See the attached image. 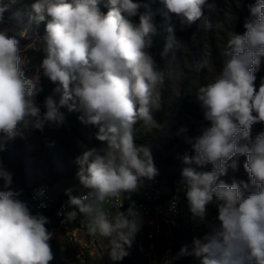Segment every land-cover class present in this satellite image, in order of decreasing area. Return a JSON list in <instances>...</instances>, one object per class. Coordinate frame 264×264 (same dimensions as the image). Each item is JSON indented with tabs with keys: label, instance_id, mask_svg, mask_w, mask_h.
<instances>
[{
	"label": "clouds",
	"instance_id": "clouds-1",
	"mask_svg": "<svg viewBox=\"0 0 264 264\" xmlns=\"http://www.w3.org/2000/svg\"><path fill=\"white\" fill-rule=\"evenodd\" d=\"M15 3V0H10ZM102 0H34L29 18L37 25L45 22L39 43L46 53L43 75L58 83L57 102L53 95L43 100L39 77L29 78L23 70L27 58L20 41L6 27L5 13L10 4L0 0V152L9 141L21 137L20 125L43 131L46 123L58 126L66 121L60 108L80 112L79 120L96 129L94 138L100 147H84L74 163L78 166V189L68 188L64 208L58 212L65 222L76 221L88 235L107 241L109 260L123 261L130 255L143 219L132 201L126 212L120 211V199H130L158 175L151 153L152 145L137 144L135 126L143 122L148 130L159 129L155 113L162 109L161 89L165 72L160 69L150 49L156 33L153 14L141 13L138 0H108L109 10H101ZM166 19L174 15L180 30L200 21L204 31L221 28L205 16V9L216 11L208 0H162ZM243 34L227 33L223 49L222 70L215 79L196 91L205 121L200 134L186 137L194 155H185L182 182L190 220L199 227L201 236L193 237L192 247L182 245L163 264H175L193 256L199 264H264V131L255 138L252 126L264 124V79L257 90L256 71L264 58V0L249 5ZM139 16L136 22L133 18ZM165 54L180 49L171 26ZM26 35V33H21ZM200 71L205 64L194 60L185 65ZM187 132L181 127L177 135ZM249 182L220 179L229 169H237L238 157ZM210 171H197L192 165ZM13 173L0 161V264H50L54 259L50 241L54 232L46 225L50 220L33 214L21 191L11 190ZM76 192L77 194H73ZM39 208L47 205L44 188L36 190ZM115 199L118 210L110 218L105 205ZM215 205L218 215L208 220V206ZM171 210L176 203L172 202Z\"/></svg>",
	"mask_w": 264,
	"mask_h": 264
},
{
	"label": "rangeland",
	"instance_id": "rangeland-1",
	"mask_svg": "<svg viewBox=\"0 0 264 264\" xmlns=\"http://www.w3.org/2000/svg\"><path fill=\"white\" fill-rule=\"evenodd\" d=\"M32 2L34 0H15V3L5 0V3L10 4L6 12L7 24L5 26L11 30L10 34L20 41L22 49L31 44V48L22 52V55L27 58L23 70L29 78L39 77L38 86L42 88V91L37 95L36 100L41 105V112H43L45 111L43 108L44 98L53 95L58 102L61 94L54 91L58 87V83L51 82L43 75L41 65L46 53L39 43V38L44 35L45 22L37 25L30 20L29 13ZM100 7L101 10H109L108 0H102ZM154 7H157L156 4H154ZM172 17L175 16L172 15ZM175 21L177 23L171 25V27L174 29L176 38L180 40L182 31L178 28V21L176 19ZM156 26H158V22ZM21 33H26V35L22 36ZM209 36L208 31L202 30L200 34L201 42L205 44ZM190 57L185 55L187 64L194 61L189 59ZM199 74L200 71L195 69L189 71L188 68H186V74L179 73L176 70L171 71L169 76L174 81V84H172L174 87L173 93L178 94L182 84L187 81H194ZM260 83L261 81L256 86L257 89ZM60 111L66 117L63 125L46 123L43 131H40L32 127L34 119L30 118L27 127H24L23 124L20 125L23 138L17 137L9 141L6 150L0 152V161L14 174L11 190H22L20 199L28 203L31 211L34 209L29 198L30 192L24 193V188L21 187L24 185L31 187V184L35 181L49 178L51 174L57 172L77 173L78 166L74 163V160L82 153L84 147L101 146L100 142L94 138L96 129L82 124L79 120L80 112L69 113L66 108H60ZM207 126H210V124L204 120L199 103L182 108L162 130L154 133L153 136L149 134L148 127L143 122H138L135 126L136 143L152 145L151 153L158 169V175L153 179L182 180V169L188 166L183 163V157L194 155L191 145L186 142V137L199 135L200 130ZM181 127H186L187 132L177 135ZM262 131H264V124L256 123L252 126L251 135L255 138ZM245 160L246 157L244 156L238 157L237 169H229L228 174L220 179L229 184L233 180L249 182L248 174L243 168ZM192 167H195L197 171H210L212 166L207 165L200 168L193 164ZM167 183L166 185L171 186V183ZM68 188H79L77 177L68 178L52 187L50 186V193L53 197L58 198ZM0 190H4L3 181H0ZM164 191L168 192V189L165 188ZM131 196L141 199L143 194L140 190ZM181 204L183 211L181 227H171V229L166 227L154 244L151 246L147 242L144 249H140L138 241L135 239L129 249L130 255L123 261H110L107 249L100 252L80 249L68 239L61 238L57 241H50L54 254V259L50 264H163L165 257L174 256L182 245L187 244L191 249L193 237L201 236L207 230L205 225L197 227L192 223L187 201H182ZM217 215L216 206L209 205L208 220L212 221ZM175 264H199V261L193 256H188L175 261Z\"/></svg>",
	"mask_w": 264,
	"mask_h": 264
},
{
	"label": "trees",
	"instance_id": "trees-1",
	"mask_svg": "<svg viewBox=\"0 0 264 264\" xmlns=\"http://www.w3.org/2000/svg\"><path fill=\"white\" fill-rule=\"evenodd\" d=\"M138 2L143 5V7L140 9V12L152 13L153 23L155 26L158 22L156 29L158 27L159 29H157L156 33L152 35V47L150 51L160 69L165 72V84L161 89L162 109L154 114L155 120L161 125V128H155L149 131V134L153 136L154 133L162 130L166 124L180 112L182 108L198 103L196 101L197 89L200 86L206 85L207 83L213 81L218 73L222 70L223 61L225 59V57L222 56V52L228 39L227 33L229 31H234L237 34L244 33V20L250 15L249 5H255L257 1L208 0L209 3L214 2L217 9L215 12H209L207 9H205V16L211 19L214 25L217 22H220L222 27L218 29L214 27L213 30L208 31L210 36L204 44L201 42L200 37V34L203 30L199 27L201 22L196 21L190 27H186L180 34V41L183 42L180 49H169L166 54V37L169 35L166 29L168 26L177 23L175 21L176 18L169 14L168 18L166 19V9L164 8L162 0H138ZM154 4H156V8L154 7ZM102 11L106 13L108 9H102ZM133 19L138 22L139 16ZM5 20L7 24L6 13ZM178 28H180L179 24ZM185 55L192 57L189 59L204 62L205 66L202 70H200V74L194 81H187L185 84H182V86L179 88V93L174 94V87L172 85L174 84V81L171 80L169 73L176 70L179 73L186 74L187 67L185 65L187 63L185 61ZM255 75V86H258L259 81L264 79V58H262L261 64ZM72 177H76V173L57 172L53 175L51 174L49 178H45L41 181H35L31 184V187L24 185L21 188H24V193H29L37 186L47 185L52 187L57 183ZM164 179L168 180L172 187H174L175 183H183L181 179Z\"/></svg>",
	"mask_w": 264,
	"mask_h": 264
},
{
	"label": "built area",
	"instance_id": "built-area-1",
	"mask_svg": "<svg viewBox=\"0 0 264 264\" xmlns=\"http://www.w3.org/2000/svg\"><path fill=\"white\" fill-rule=\"evenodd\" d=\"M167 182L168 180L166 179L145 180V185L141 189L143 194L141 199H136L134 196H131L130 199H123V197L120 199V203H123L120 211L126 212L130 203L134 201L141 213L143 226L136 236L140 249L146 248L147 242L152 246L156 239L163 234L166 227L169 229L171 227H181L183 218L181 202L187 201L184 194V185L178 182L172 187L166 185ZM41 188L46 190L47 198L44 203L47 207L45 208H39L38 204L41 201L33 198L36 190ZM165 188L168 189V192L164 191ZM29 194L34 209L32 213L36 214L39 212L50 219V223L46 227L54 232V237L51 241L66 238L80 249L95 250L97 252L106 250L105 244L107 241L102 240L98 235L97 237L88 235L86 229L80 223L82 218L78 217L76 221L65 222L64 215H58V212L68 210L63 207L68 200L65 192L55 198L51 195L49 186L40 185L33 188ZM172 202L176 203L174 211L170 207ZM105 208L110 212L111 218L118 210V203L115 199L109 200Z\"/></svg>",
	"mask_w": 264,
	"mask_h": 264
}]
</instances>
